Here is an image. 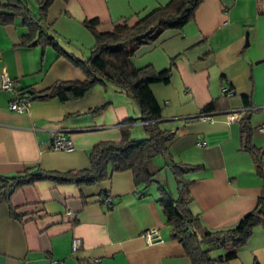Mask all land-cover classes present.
Segmentation results:
<instances>
[{
	"label": "crops",
	"instance_id": "1",
	"mask_svg": "<svg viewBox=\"0 0 264 264\" xmlns=\"http://www.w3.org/2000/svg\"><path fill=\"white\" fill-rule=\"evenodd\" d=\"M36 1L28 0L37 15ZM168 1L53 0L46 23L63 48L85 58L94 37L83 20L97 18L96 28L107 30ZM24 32L20 17L0 21V74L12 81L11 89L0 88V174L88 167L92 145L118 139L124 126L132 138L145 135L136 101L108 80L74 100L34 97L56 80H80L84 73L51 46L22 44ZM131 61L136 67L170 68L169 82L153 83L151 90L162 109L160 127L174 131L170 156L200 165L184 174L192 181L191 210L208 228L234 225L256 205L263 185L251 153L241 146L240 119L249 113L250 141L264 147V134L256 129L264 122V0H201L189 21L141 44ZM17 96L27 100L20 111L9 108ZM105 102L101 112H85ZM208 103L204 114L210 119L197 116ZM59 130L70 137V150L49 147ZM157 156L150 166L161 170L165 157L161 163ZM159 178L174 195L176 184L167 171L164 176L158 171ZM102 193L110 205L102 202ZM158 197L156 182L136 184L129 169L89 185L44 179L25 184L11 196L26 213L20 219L0 201V264H190L171 235ZM151 227L160 240L148 244L142 232ZM73 237L81 242L74 251ZM226 264H264V229L255 227Z\"/></svg>",
	"mask_w": 264,
	"mask_h": 264
},
{
	"label": "trees",
	"instance_id": "2",
	"mask_svg": "<svg viewBox=\"0 0 264 264\" xmlns=\"http://www.w3.org/2000/svg\"><path fill=\"white\" fill-rule=\"evenodd\" d=\"M52 1L38 0L36 15L31 11L28 0H0L1 22H11L15 17H20L25 27V32L21 35L22 44L51 46L58 55L66 56L84 73V78L80 80H56L33 96L56 97L65 102L82 97L95 85L108 80L136 101L145 135L132 138L124 126L118 139L100 140L92 145L88 151V167L65 171L24 168L14 174H0V201L7 203L9 214L18 219L26 214L11 203V196L19 187L35 180L89 185L109 178L114 171L129 169L136 184L148 186L153 182L157 183L158 201L165 222L170 226L171 235L182 245L190 264H220L235 258L253 229L257 226L264 229V147H257L250 141L249 113H245L240 119L241 146L251 153L256 172L263 180L261 193L253 209L243 214L234 225L208 228L202 224L199 213L191 210L189 185L192 181L184 176L188 169L199 168L200 165L174 161L168 149V142L174 137V131L159 125L162 109L151 90V84L168 83L171 70L136 67L131 61V56L141 44L155 40L166 28H180L189 21L201 0H169L131 23L122 21L107 30L96 28L99 23L97 18L85 19L83 24L94 37V43L85 58L77 57L63 48L50 34L46 14ZM107 104L105 102L90 107L85 112L99 113ZM209 104L197 116L206 113L210 108ZM159 154L169 157L165 160V165L170 167L174 177V195L157 179L160 168L153 169L150 166L151 159ZM35 171L40 173L35 174ZM101 195L105 196V193Z\"/></svg>",
	"mask_w": 264,
	"mask_h": 264
},
{
	"label": "built area",
	"instance_id": "3",
	"mask_svg": "<svg viewBox=\"0 0 264 264\" xmlns=\"http://www.w3.org/2000/svg\"><path fill=\"white\" fill-rule=\"evenodd\" d=\"M0 77H1L0 88L11 89V82L12 81H11V78L9 77V75L6 74L5 72H1ZM26 104H27L26 97L17 96L14 100H12L9 103V108L13 109V110H19L20 111L26 107ZM199 116L200 117H207L208 119H210V117L208 115H205V114H202ZM256 129L259 133L264 134V122L259 123L257 125ZM202 143H203V141H201V140L197 141L198 145H201ZM49 147L51 149H55V150H66V151L70 150L72 148L70 137L59 130V131L55 132L54 136L50 140ZM102 202L106 205H110L111 199L109 196H104L102 198ZM66 213L69 214L70 211H67ZM142 235L148 244H152V243L158 242L160 240L158 230L154 227L145 229L142 232ZM80 243L81 242H80V239L78 237H73L71 240V250L72 251L76 250L79 247ZM94 261H96V259L92 260V262H94ZM51 264H60V263L57 260H52Z\"/></svg>",
	"mask_w": 264,
	"mask_h": 264
},
{
	"label": "rangeland",
	"instance_id": "4",
	"mask_svg": "<svg viewBox=\"0 0 264 264\" xmlns=\"http://www.w3.org/2000/svg\"><path fill=\"white\" fill-rule=\"evenodd\" d=\"M34 1H36V0H34ZM36 7H37V9H38V0L36 1ZM164 157H165V155H163ZM162 155H158L157 157H159V161L162 163V162H164V157H163ZM171 157V156H170ZM172 158V157H171ZM166 159H169V157L168 156H166L165 157V160ZM174 160V159H173ZM175 161V160H174ZM163 169H161V170H159V171H161V175L162 176H164L165 175V171H167V175H168V179H169V181L170 182H172V180L174 181V177H173V174H172V172H171V170H170V167L168 166V165H166V166H164V167H162ZM172 179V180H171ZM159 181H160V183L165 187V189L170 193V187H169V185L167 184V182L165 181V180H161V178H159L158 179ZM173 183V182H172ZM170 185H171V183H170ZM176 188V187H175ZM172 193V192H171ZM170 193V194H171ZM173 193H174V189H173ZM175 194V193H174ZM226 263H228V262H225V263H220V264H226Z\"/></svg>",
	"mask_w": 264,
	"mask_h": 264
},
{
	"label": "water",
	"instance_id": "5",
	"mask_svg": "<svg viewBox=\"0 0 264 264\" xmlns=\"http://www.w3.org/2000/svg\"><path fill=\"white\" fill-rule=\"evenodd\" d=\"M26 92L29 93V94H32L33 93V90L28 89V90H26ZM34 173L35 174H39L40 172L39 171H35Z\"/></svg>",
	"mask_w": 264,
	"mask_h": 264
}]
</instances>
